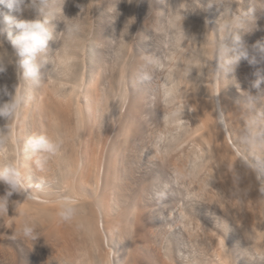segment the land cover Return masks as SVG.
Segmentation results:
<instances>
[{
  "label": "rangeland",
  "instance_id": "obj_1",
  "mask_svg": "<svg viewBox=\"0 0 264 264\" xmlns=\"http://www.w3.org/2000/svg\"><path fill=\"white\" fill-rule=\"evenodd\" d=\"M22 7L0 5V13L39 20L52 38L31 79L9 40L16 30L0 34V104L21 100L16 114L0 118V169L26 168L34 188L10 197L0 214V264H116L127 233L124 264H264L263 191L238 195L224 186L214 157L192 140L197 130L188 102L191 94L216 104L219 97L224 130L222 113L241 111L244 137L226 132L227 140L251 184L263 187L264 0H24ZM91 97L98 112L82 125L69 173L61 145L55 154L27 150L33 136L71 137L75 105ZM84 198L92 201L101 236L95 257L73 262L57 210ZM106 217L114 225L108 233ZM25 227L35 239L24 235Z\"/></svg>",
  "mask_w": 264,
  "mask_h": 264
},
{
  "label": "bare ground",
  "instance_id": "obj_2",
  "mask_svg": "<svg viewBox=\"0 0 264 264\" xmlns=\"http://www.w3.org/2000/svg\"><path fill=\"white\" fill-rule=\"evenodd\" d=\"M11 33H12L13 37L16 35L15 32H11ZM58 57L60 59V56H58ZM63 59L64 58L61 57L62 62L65 60V59L64 60ZM137 87H138V89H140L139 85ZM93 92H94V90H93ZM191 95L192 96H190V98L188 99V102L190 104V109H191L190 121H191V125H192L193 130L194 129L197 130V132L195 133L192 140H194L195 142L200 144L202 147L207 149L208 152L210 153V155H212L214 157L215 162L218 166L219 172L222 175L221 181L224 183V186L227 188L235 190L238 193V195L242 191H246V190L249 191L248 195H253V194L257 193L258 189H261L263 191L262 194H264V186L261 188H256L251 184L252 182H250V180H248V177L246 175V170H244L247 167L244 166L243 164H240V162L236 159L235 152H234L235 149H234V147L232 148L229 145L228 140H227L226 132L228 133L230 138H232L231 137V135H232L236 140L237 139L239 140L238 137L240 136V134L242 135V137H244L242 134L243 131H241V126H242L241 123L242 122L237 118V116H240L239 112H241V111L239 110V112H238V110L236 108L229 107L226 110V116L224 115V113H222L223 120L225 123V130H224L222 124H220V121L218 120V115L216 113V106L218 105L221 108L220 98L218 97V104H216L211 99H205V98L200 97V96L195 95V94H191ZM139 100H140V96L138 94L137 97L135 96V102H137ZM75 106H76V110H75V115H76L75 121L76 122H74L75 123V132L72 133L71 137L66 138V139L63 137H59V140H58V137H57V142L58 141L60 142V145H61L62 151H63L62 156L60 157V160L63 163L64 168L67 170V173L70 172V170L73 166L72 162H73V160H75V157H76L77 152L75 153V150L78 147L79 143H78L76 148H75V146H76V143L80 141V138L82 135V129H83L82 125L83 126L86 125L85 123L88 122L87 120H91V118H93L92 116L96 112H98L97 104L94 100H92V97H91V99H87L82 105L77 106V104H76ZM138 107H139V105L135 104V105H132L130 108H128L126 115H125V119H126V122L128 124L132 122L133 118L135 117V114H137V112L139 110ZM222 107H223V105H222ZM246 110H247V108H246ZM220 111L223 112L222 109H220ZM248 114H249V111H248ZM63 119H64V117H63ZM121 127L124 130L123 135L125 137V135L127 133V131L125 129L126 126L124 127V123H122ZM122 129H121V131H122ZM119 137H120V134H119ZM236 140H234V141H236ZM120 142H122V141H120ZM236 142L238 143L239 141H236ZM126 143H127V140H126ZM120 144L121 143H119V145ZM115 150H116V148L112 152L113 155L115 153ZM237 150H239V149H237ZM113 155H111V157ZM32 159L33 158H31V160ZM111 160H112V158H111ZM32 163H34V162L32 161ZM255 167H256V164H255ZM250 168H252V167L249 166V169ZM25 169H21L22 170L21 174H20L22 177L21 180H22V183L24 185V189L27 192L31 193L33 191H31L30 188L31 189H34V188L30 187V184L32 183V181L27 177L28 171L27 172L23 171ZM31 169L32 168L30 167L29 172H31ZM251 170L254 173H256L254 171V168H252V169L248 170L249 176H250V174H251V176H253L252 175L253 172ZM250 171L252 173H250ZM30 175H32V173H30ZM111 176L109 173V176L107 177V179H108L107 184L108 185L113 184ZM254 180H256L255 177H254ZM43 182H45V181H43ZM107 187H109V186H107ZM1 189H3V191L4 190L6 191L7 185L2 187ZM37 189L34 191H37ZM106 189H109V188H106ZM159 190L160 189H158V191ZM3 191L1 190L2 194H3ZM163 193H164V191H163ZM157 196H159L158 198L164 197L162 195V192H160V193L158 192ZM263 199H264V197H263ZM16 200H17V198H16ZM88 200H89V198H88ZM89 202L92 203V201H89ZM89 202L87 201V198L86 199L84 198L82 200H79V202L72 204V205L76 206V210H75V213L68 219L63 218L60 215L61 208L57 210L58 232L60 234L61 239H63L65 241V244H63V248L65 249L66 255L69 257V260H72L73 262H76V261L78 262L82 258L90 259L91 255H92L91 250H92L93 246L95 248V246L98 247V245H99V239H100L101 235H100L99 230H98V224L96 222V214L94 212V208H92V206L90 205L91 203H89ZM261 211H262V209H261ZM106 218H105V221L102 223V226L104 229L106 228L107 233H108V231L111 232L113 230L114 225L109 218H107V219ZM139 219H138V221H139ZM141 220H142V218H141ZM226 228L230 232H232V229H230L229 226H226ZM126 230H129V228ZM126 235L128 236L129 234L127 233ZM127 236L126 237H125V235L122 236V238L120 240V243L122 246H120L117 250L116 264H124V262H126L127 254H126L125 249H128L127 245H130V242H131L130 241L131 239L129 240L128 239L129 236L128 237ZM132 243L134 244V241H132ZM123 245H126L127 248L125 247V249H124ZM130 247H131V245H130ZM233 247H235V250L240 254H246L247 253L246 248L241 243H235L233 245ZM92 257H95V255H92ZM96 258H100V257L96 256ZM98 260L96 259V260H94V262L98 261ZM90 263H92V262L90 261Z\"/></svg>",
  "mask_w": 264,
  "mask_h": 264
},
{
  "label": "clouds",
  "instance_id": "obj_3",
  "mask_svg": "<svg viewBox=\"0 0 264 264\" xmlns=\"http://www.w3.org/2000/svg\"><path fill=\"white\" fill-rule=\"evenodd\" d=\"M24 0H0V5L7 7L10 11L22 12ZM8 29H15L16 35L13 37L11 31L8 36L11 46L18 57V65L23 69L24 75L31 79L39 76L41 63L40 56L46 52L49 41L52 38V32L45 23L39 20L17 19L11 15L0 13V34ZM0 71L3 68L0 67ZM20 97L17 95L9 102L0 104V118H9L17 113L20 105ZM247 139V137H245ZM60 147L59 142L50 140L47 136L37 135L29 138L26 142L27 150L33 153L45 152L55 154ZM37 166L43 168L42 158H37ZM0 184L7 185V190L0 195V214L6 213L10 197L23 191L24 185L21 175L16 165L7 164L0 169ZM76 210L72 204L62 205L60 215L68 219ZM32 228L25 227L23 232L25 236L36 237L32 235Z\"/></svg>",
  "mask_w": 264,
  "mask_h": 264
}]
</instances>
